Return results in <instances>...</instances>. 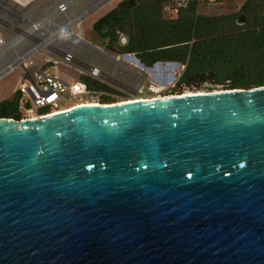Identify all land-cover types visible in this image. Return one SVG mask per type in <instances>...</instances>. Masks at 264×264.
<instances>
[{
	"label": "water",
	"instance_id": "water-1",
	"mask_svg": "<svg viewBox=\"0 0 264 264\" xmlns=\"http://www.w3.org/2000/svg\"><path fill=\"white\" fill-rule=\"evenodd\" d=\"M0 264H264V86L0 118Z\"/></svg>",
	"mask_w": 264,
	"mask_h": 264
},
{
	"label": "trees",
	"instance_id": "trees-1",
	"mask_svg": "<svg viewBox=\"0 0 264 264\" xmlns=\"http://www.w3.org/2000/svg\"><path fill=\"white\" fill-rule=\"evenodd\" d=\"M136 1L126 0L123 9L94 23L93 30L109 39L108 49L115 48L114 40L118 50L134 54L146 67L177 62L184 66L177 84L186 87L206 76L215 84L228 81L226 89L264 86V0H246L240 12L223 16L197 15V0H190L178 9L177 18L170 20L161 16L160 5L166 0L146 8L137 7ZM241 15L246 19L238 24ZM118 34L125 38L124 44ZM98 88L114 93L106 85ZM0 118L18 120L13 98L0 102Z\"/></svg>",
	"mask_w": 264,
	"mask_h": 264
},
{
	"label": "built area",
	"instance_id": "built-area-1",
	"mask_svg": "<svg viewBox=\"0 0 264 264\" xmlns=\"http://www.w3.org/2000/svg\"><path fill=\"white\" fill-rule=\"evenodd\" d=\"M40 1H32L31 4L34 5L26 8V6L24 7L14 0H0V78L18 68L23 70L19 76L16 88L12 91V98L15 101V114L18 117V121L23 119L35 120L65 111L74 105H87V103L94 102L104 104L102 102L103 97L111 99L113 93L98 88V85L102 84L110 87L107 84L109 78L117 76L115 70L103 72L99 67L95 66H87L85 72L79 73V76L84 77V79L78 77L73 81H65L57 73H53L51 69L55 68L57 64L68 65L75 59L74 46L91 44L83 36H73L67 42L51 41L50 43L45 42L50 34L48 36H46L47 34L44 35L45 38L43 37L44 39L39 41H37L38 37L43 36L44 33L42 32H45L48 28L54 27L60 30L70 26L69 28L73 30L78 24L82 23L83 19L81 17L93 8L84 6L76 13L71 14L70 11L78 0H53V7L44 13L43 16L36 19L32 16V12L28 13V10L37 6ZM197 1L199 2L200 0ZM245 1L243 0V2ZM179 5L182 6L181 4ZM166 9L169 10L170 7L167 6ZM174 11L176 12V9ZM14 14L18 15L16 20L17 27H25L24 32L26 34L24 37L19 33L8 34L6 31L14 29V23H11L16 16ZM58 19L62 20L59 24L54 22ZM4 26L8 29H4ZM65 34H63V37ZM46 48L51 49L52 54L55 56L45 59V64H51V66L29 73L27 71L28 61L31 60L32 54ZM106 57L105 61H108L109 64L113 62L116 65V63H121L119 58L125 57V55L107 54ZM4 72L6 73L2 75ZM170 86L164 90H170L175 85L172 84ZM170 95L168 94L167 97ZM108 102L112 103L113 101L111 102L110 100Z\"/></svg>",
	"mask_w": 264,
	"mask_h": 264
},
{
	"label": "rangeland",
	"instance_id": "rangeland-1",
	"mask_svg": "<svg viewBox=\"0 0 264 264\" xmlns=\"http://www.w3.org/2000/svg\"><path fill=\"white\" fill-rule=\"evenodd\" d=\"M103 0H78L77 3L73 5L70 13H76L79 9L84 6H91L94 8L97 4ZM126 0H110L90 15L85 17L78 28H75V32H79L83 38L89 42L91 45H76L72 46L75 48V59L68 65L58 64L55 68H52L53 73H57L65 81H73L76 78L84 79V77L79 76V73L86 71L87 66L99 67L103 72H110L115 70L117 73L116 77L109 78L110 88L114 90L111 102L114 103L121 102L128 99L142 98L146 100H151L157 98V96H167L168 94L172 95H182L184 93H198V92H212L220 91L226 89L228 81H225V84H215L211 76H206L201 79L197 84H194L192 87H186L178 85L177 81L184 70V66L178 63V67L175 65L167 66H156L153 70H148L145 67L141 66L137 61L133 60L131 56L120 57L121 63L109 64L107 59L108 55H125L117 48V44L113 40L114 49L110 50L107 47L109 44V39L104 40L101 38L94 30V23L104 16L105 14L113 11L123 9L122 4ZM158 0H137V7H151L155 5ZM190 0H166L160 5L161 16L164 19H175L177 18L178 9L180 7H185ZM181 4L182 6H180ZM243 0H221V1H206L200 0L197 1L196 14L204 16H223L235 14L241 11L243 6ZM33 5V4H32ZM170 7L169 10L166 8ZM53 7V0H41L38 2L37 6L28 10L32 12L34 18H39L48 12ZM177 10L176 12L174 10ZM16 15V14H14ZM17 18L18 15L14 17V29H8L4 26V29L8 34L19 33L21 36H25L24 28L17 27ZM56 23H61L62 20H55ZM239 24V23H238ZM70 26L64 27V29L57 30L53 28H48V32L44 33L43 36L38 37L37 41L44 39L45 36L51 34L50 32L55 31L63 35L67 31H73L69 28ZM126 30H129V25L125 26ZM5 31V32H6ZM52 32V33H55ZM50 36V35H49ZM44 37V38H43ZM65 37V42L71 40L69 37ZM122 44L125 43V38L122 37V34H118ZM40 38V39H39ZM98 48V50L95 48ZM100 49V50H99ZM134 55V54H132ZM48 57H55L52 54L51 49H42L40 52L32 54L31 60L28 61L27 71L33 73L39 69L50 67L51 64H45V59ZM168 70V72H167ZM23 70L18 68L13 70L3 77L0 78V102L12 99V91L16 88L19 76L22 74ZM168 80V81H165ZM166 82H168L167 85ZM174 84V88L170 90H164L165 88L171 87L170 85ZM103 103L109 104L108 101L102 100ZM101 104V103H100Z\"/></svg>",
	"mask_w": 264,
	"mask_h": 264
},
{
	"label": "bare ground",
	"instance_id": "bare-ground-1",
	"mask_svg": "<svg viewBox=\"0 0 264 264\" xmlns=\"http://www.w3.org/2000/svg\"><path fill=\"white\" fill-rule=\"evenodd\" d=\"M15 2H17V3H19V4H21L22 6H26V8L27 7H29L30 5H32L31 4V2L32 1H35V0H14ZM34 5V4H33ZM32 5V6H33ZM31 6V7H32ZM30 7V8H31ZM25 11H27V10H25ZM81 24H78L77 25V27H75V28H78L79 26H80ZM74 28V29H75ZM74 29H73V31H69L68 33H66L64 36H67V37H69V38H71V37H73V36H81L80 34H79V32L77 31V32H75L74 31ZM56 31V30H55ZM55 31H52V32H55ZM52 32H50L51 34H50V36H49V38H47L46 40H45V42L46 43H50L51 41H60V42H63L64 40H65V37H63V35H61V34H59L58 32H55V33H52ZM72 39V38H71ZM95 48V50L97 49L98 50V48H96V47H94ZM119 60H120V58H119ZM58 65V64H57ZM27 66V65H26ZM216 92V91H215ZM200 93H207V92H198V94H200ZM191 94H197V93H184V94H182L183 96H187V95H191ZM174 95H172V97H173ZM167 96H157V98H166ZM167 98H171V95L169 96V97H167ZM154 99H156V98H154ZM134 100H146V99H142V98H136V99H128V101H134ZM152 100V99H151ZM127 100H123V101H121V102H128ZM118 103H120V102H118ZM100 103H97V102H94V103H87V105H99ZM116 104V103H115ZM83 105V104H82ZM75 106H78V105H74L73 107H70L69 109H71V108H74ZM69 109H67V110H69ZM66 111V110H65Z\"/></svg>",
	"mask_w": 264,
	"mask_h": 264
},
{
	"label": "flooded vegetation",
	"instance_id": "flooded-vegetation-1",
	"mask_svg": "<svg viewBox=\"0 0 264 264\" xmlns=\"http://www.w3.org/2000/svg\"><path fill=\"white\" fill-rule=\"evenodd\" d=\"M126 55V54H125ZM134 57H135V55H134ZM136 58V57H135Z\"/></svg>",
	"mask_w": 264,
	"mask_h": 264
},
{
	"label": "crops",
	"instance_id": "crops-1",
	"mask_svg": "<svg viewBox=\"0 0 264 264\" xmlns=\"http://www.w3.org/2000/svg\"><path fill=\"white\" fill-rule=\"evenodd\" d=\"M100 50V49H99Z\"/></svg>",
	"mask_w": 264,
	"mask_h": 264
}]
</instances>
